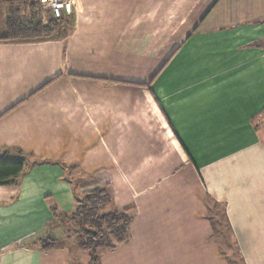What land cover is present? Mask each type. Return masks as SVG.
<instances>
[{
    "label": "crops",
    "instance_id": "crops-1",
    "mask_svg": "<svg viewBox=\"0 0 264 264\" xmlns=\"http://www.w3.org/2000/svg\"><path fill=\"white\" fill-rule=\"evenodd\" d=\"M60 22L0 40V160L25 159L0 184V264H89L54 218L73 176L131 216L96 264H233L222 215L264 264V0H75Z\"/></svg>",
    "mask_w": 264,
    "mask_h": 264
},
{
    "label": "trees",
    "instance_id": "trees-1",
    "mask_svg": "<svg viewBox=\"0 0 264 264\" xmlns=\"http://www.w3.org/2000/svg\"><path fill=\"white\" fill-rule=\"evenodd\" d=\"M0 4L9 9L7 32L0 40H35L58 34L60 19L50 18L48 23H44L39 0H0ZM24 169L23 158L0 160V184L16 180ZM71 181L77 208L67 214L55 204L54 218L66 220L78 244L90 250L89 264H96L101 250L113 248L127 239L131 216L126 209L113 208V197L107 186L96 185L92 178L91 182L83 183L80 187L73 179ZM89 185L93 187L81 191L82 187ZM59 243L56 239L46 238L41 239L38 245L48 251L56 248Z\"/></svg>",
    "mask_w": 264,
    "mask_h": 264
},
{
    "label": "rangeland",
    "instance_id": "rangeland-1",
    "mask_svg": "<svg viewBox=\"0 0 264 264\" xmlns=\"http://www.w3.org/2000/svg\"><path fill=\"white\" fill-rule=\"evenodd\" d=\"M5 11L2 9L1 5H0V35L5 31L4 30V19H5V15H4ZM43 13L41 10V17H42ZM50 16L48 15V18ZM75 175V174H72ZM72 179L78 183V187L82 186V184H86L89 183V181L91 182V178L90 177H80V176H73ZM86 190V189H85ZM84 191V190H82ZM221 214V212H220ZM221 217V215H220ZM221 220H223L222 222V229H223V235L222 237H220V241L222 244V248L226 251V253L228 254L230 260L232 261L233 264H242L241 258L239 256V252L237 250V246L236 243L234 242V240L232 239V234L228 228V226L224 223L225 219L224 216L222 215V218H220ZM221 222V221H220ZM226 225V226H225ZM82 252H84V254H88L89 255V251L84 249Z\"/></svg>",
    "mask_w": 264,
    "mask_h": 264
},
{
    "label": "built area",
    "instance_id": "built-area-1",
    "mask_svg": "<svg viewBox=\"0 0 264 264\" xmlns=\"http://www.w3.org/2000/svg\"><path fill=\"white\" fill-rule=\"evenodd\" d=\"M75 0H39L42 9V20L48 23L50 18L62 19L70 11ZM48 15L50 16L48 18Z\"/></svg>",
    "mask_w": 264,
    "mask_h": 264
}]
</instances>
